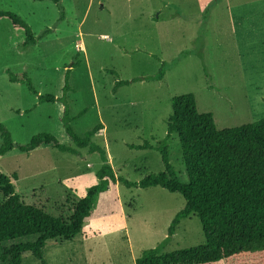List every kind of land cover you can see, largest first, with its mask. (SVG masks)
<instances>
[{
	"label": "rangeland",
	"instance_id": "rangeland-1",
	"mask_svg": "<svg viewBox=\"0 0 264 264\" xmlns=\"http://www.w3.org/2000/svg\"><path fill=\"white\" fill-rule=\"evenodd\" d=\"M61 3L62 19L52 1L0 0V11L17 14L37 37L34 44L24 45L23 30L14 29L8 18L0 19V123L15 145L26 144L37 133H51L75 147L62 139L57 104L40 103L34 108L36 96L25 83L10 82L6 70L18 77L26 73L39 94H63L70 107V125L79 136L102 123L103 133L92 141L105 147L116 176L131 182L164 171L156 147L129 145L146 141L158 146L166 136L175 95L193 93L198 111L211 112L218 129L264 117V0ZM247 9H254L255 19L244 22L249 34L244 43L239 24ZM46 28L50 31L38 37ZM161 63L164 77L146 79ZM67 69L70 88L63 93ZM117 80L129 83L115 88ZM167 145L174 175L187 182L176 133ZM76 149L77 154L53 147L24 153L14 147L0 155V172L10 178L25 203L68 218L76 201L98 182L95 172L101 164L97 153ZM183 206L179 193L162 187L111 182L97 196L81 232L70 240L47 241L43 258L48 264H134L143 250L165 239L172 218ZM204 240L198 217L191 215L180 220L163 251ZM20 264L41 263L25 251ZM229 264H264V248Z\"/></svg>",
	"mask_w": 264,
	"mask_h": 264
},
{
	"label": "trees",
	"instance_id": "trees-1",
	"mask_svg": "<svg viewBox=\"0 0 264 264\" xmlns=\"http://www.w3.org/2000/svg\"><path fill=\"white\" fill-rule=\"evenodd\" d=\"M52 1L63 17L62 0ZM8 18L14 29L23 30L24 45L34 44L37 37L31 27L11 11H0V19ZM50 31L44 29L38 37ZM10 82L25 83L27 89L36 96L37 104L56 103L58 121L62 129V139L75 147L59 141L51 133H37L26 144L15 145L9 130L0 123V155L17 147L30 153L42 147H53L61 152L77 154L76 148H86L88 153H97L101 164L95 176L98 182L91 185L83 197L73 206L68 218L54 216L43 208L25 203L18 194L10 178L0 172V261L4 264H20L21 255L29 251L41 264H48L43 258V248L47 241L64 238L72 239L82 230L83 222L91 215L97 196L106 191L111 182L119 181L126 187H162L169 192L179 193L184 206L178 210L167 228L165 239L155 247L145 249L135 259L134 264H204L224 261L235 263L254 250L264 248V117L253 122L234 127L218 129L211 112H199L193 93H183L171 98V113L166 120V136L158 146L144 141L130 144V148L148 149L156 147L161 155L164 171L151 173L138 182L116 176L108 161L105 147L92 141L103 133L104 125L97 124L79 136L70 125L69 103L52 94H39L26 73L15 76L6 70ZM70 69L64 73L62 92L69 90ZM165 75V64L148 80H161ZM136 78L135 80H137ZM127 80H117L115 88L128 84ZM177 134L181 147L182 162L187 174V182L180 181L172 170L169 160L167 140ZM16 178V174L11 175ZM196 215L201 223L204 242L190 247L163 251L174 235L180 220ZM34 236L9 246L2 243Z\"/></svg>",
	"mask_w": 264,
	"mask_h": 264
},
{
	"label": "crops",
	"instance_id": "crops-1",
	"mask_svg": "<svg viewBox=\"0 0 264 264\" xmlns=\"http://www.w3.org/2000/svg\"><path fill=\"white\" fill-rule=\"evenodd\" d=\"M243 6V5H242ZM253 13H254V9H247L246 11L243 12L242 14V18L240 19V24H239V27H241V30H240V41L246 43V40L248 39L247 36L249 35L248 34V31H247V27H248V23L246 26H244V22L245 21H251L252 19H255V17L253 16ZM39 105V104H37ZM36 105V106H37ZM36 106L34 108H36ZM39 149V148H38ZM36 150V149H35ZM31 153V152H30ZM107 154V152H106ZM108 157V155H107ZM111 165V164H110ZM116 175V174H115ZM110 185V184H109ZM109 188V187H108ZM92 214V212H91ZM91 216V215H90ZM89 216V217H90ZM88 217V218H89ZM45 247V246H44ZM44 249V248H43ZM43 252V250H42Z\"/></svg>",
	"mask_w": 264,
	"mask_h": 264
}]
</instances>
